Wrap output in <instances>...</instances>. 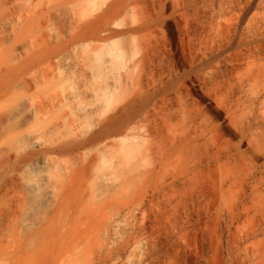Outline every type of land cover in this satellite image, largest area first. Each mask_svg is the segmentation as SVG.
Returning a JSON list of instances; mask_svg holds the SVG:
<instances>
[{
  "label": "bare ground",
  "instance_id": "6f19581e",
  "mask_svg": "<svg viewBox=\"0 0 264 264\" xmlns=\"http://www.w3.org/2000/svg\"><path fill=\"white\" fill-rule=\"evenodd\" d=\"M0 264H264V0H0Z\"/></svg>",
  "mask_w": 264,
  "mask_h": 264
}]
</instances>
